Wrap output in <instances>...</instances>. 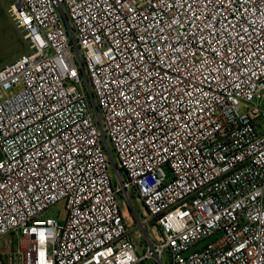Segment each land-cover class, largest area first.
Masks as SVG:
<instances>
[{"label": "built area", "instance_id": "1", "mask_svg": "<svg viewBox=\"0 0 264 264\" xmlns=\"http://www.w3.org/2000/svg\"><path fill=\"white\" fill-rule=\"evenodd\" d=\"M5 14L26 51L0 66V264H264V0Z\"/></svg>", "mask_w": 264, "mask_h": 264}, {"label": "rangeland", "instance_id": "2", "mask_svg": "<svg viewBox=\"0 0 264 264\" xmlns=\"http://www.w3.org/2000/svg\"><path fill=\"white\" fill-rule=\"evenodd\" d=\"M13 3L14 0H0V66L9 63L26 51L22 39L5 14V8L9 7ZM7 39H10L9 42H6ZM109 173L113 181L115 177L113 167H110ZM166 175L167 179L170 180L171 175L167 171ZM130 198L131 207L124 197L119 198V205H121L123 211L126 210V207L128 208V211L125 212V215L130 217L128 219V224L132 230H137L136 218L141 220L144 217V211L141 202H139L135 193H130ZM45 216L53 218L58 222H63L66 217L65 204L63 202L56 204L46 212ZM9 239V236H5L0 239V255H5L15 248V242L13 241V245H11L9 243ZM163 263L166 264L167 260L164 259ZM145 264L151 263L148 262Z\"/></svg>", "mask_w": 264, "mask_h": 264}, {"label": "trees", "instance_id": "3", "mask_svg": "<svg viewBox=\"0 0 264 264\" xmlns=\"http://www.w3.org/2000/svg\"><path fill=\"white\" fill-rule=\"evenodd\" d=\"M10 40V39H9ZM9 40L7 39L6 42H9Z\"/></svg>", "mask_w": 264, "mask_h": 264}]
</instances>
